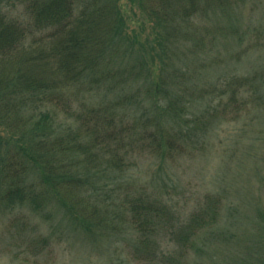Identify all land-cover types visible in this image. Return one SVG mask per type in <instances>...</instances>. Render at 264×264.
Returning <instances> with one entry per match:
<instances>
[{"label":"trees","instance_id":"1","mask_svg":"<svg viewBox=\"0 0 264 264\" xmlns=\"http://www.w3.org/2000/svg\"><path fill=\"white\" fill-rule=\"evenodd\" d=\"M243 1L0 0V207L52 202L92 222L112 196L103 187L124 177L134 153L148 148L163 160L192 146L196 126L182 124L177 114L185 110L163 97L198 94L188 86L190 65L209 61L218 38L238 33L197 20L231 16ZM226 84L234 99L243 88L264 101L257 76ZM219 90L205 95L226 93ZM226 104H209L205 115L232 112V120L246 106ZM162 115L172 116L169 125Z\"/></svg>","mask_w":264,"mask_h":264},{"label":"rangeland","instance_id":"2","mask_svg":"<svg viewBox=\"0 0 264 264\" xmlns=\"http://www.w3.org/2000/svg\"><path fill=\"white\" fill-rule=\"evenodd\" d=\"M230 11L197 20L238 33L218 38L207 66L190 65L195 83L188 86L204 96L172 97L175 89L163 97L185 110L177 114L182 124L196 126L193 145L163 160L148 148L134 153L124 177L99 186L112 196L97 205L92 222L52 202L0 207V264H264V101L243 88L234 99L226 84L256 76L264 84V0ZM211 86L226 93L205 95ZM242 100L246 106L232 120V112L215 120L205 115L209 104L222 110ZM170 116H161L164 126Z\"/></svg>","mask_w":264,"mask_h":264}]
</instances>
